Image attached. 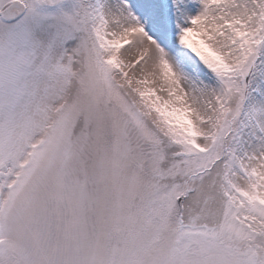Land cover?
Masks as SVG:
<instances>
[{
	"label": "snow or ice",
	"instance_id": "6c2138e0",
	"mask_svg": "<svg viewBox=\"0 0 264 264\" xmlns=\"http://www.w3.org/2000/svg\"><path fill=\"white\" fill-rule=\"evenodd\" d=\"M0 264H264V0H0Z\"/></svg>",
	"mask_w": 264,
	"mask_h": 264
}]
</instances>
